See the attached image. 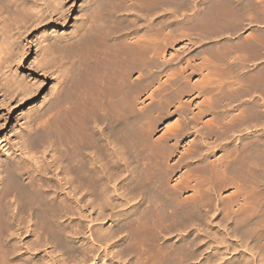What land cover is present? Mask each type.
Segmentation results:
<instances>
[{
  "label": "bare ground",
  "instance_id": "6f19581e",
  "mask_svg": "<svg viewBox=\"0 0 264 264\" xmlns=\"http://www.w3.org/2000/svg\"><path fill=\"white\" fill-rule=\"evenodd\" d=\"M97 1L100 4L99 0L90 3L87 12L91 14L78 30L63 36L60 43L48 41L50 47L38 62L48 65L45 59L51 57L64 64L72 53L79 55L89 49L97 54V62L102 59V68H95L101 73L94 76V83L90 75L83 76L82 83L72 84L68 97L59 96L55 108L64 107L56 109L58 116L53 114L43 128L44 136L59 149L52 163L62 176L38 158L34 167L25 165L26 160L24 165L18 161L22 165L13 162V171H8L10 176L12 173L5 186L8 193L0 190V264H264V0H103L104 6L98 4L99 14ZM59 4V0H0V72L14 54L13 29L30 19L36 24L49 9L60 10ZM122 13L130 15L137 26H145L140 36L127 38L132 30ZM181 36H188L187 42L174 48L171 43ZM79 67L77 74L82 76ZM135 68L141 70L142 82L135 80L137 76L132 79ZM166 68L169 78L163 84L164 103L156 97L157 105L149 104L140 111L139 88L152 85L158 72ZM7 71L1 73L8 75ZM194 74L198 78L192 80ZM4 78L10 87L12 75ZM18 87L29 89L25 83H16L15 89ZM184 94L194 96L182 103L177 99ZM245 95L250 96L249 102H243ZM254 97L258 100L253 101ZM196 98L201 100L195 102L194 111L190 106ZM171 101L177 102L176 113L186 115L184 127L175 122L171 131L183 135L187 128L199 126L190 127L189 122L211 114L205 122L203 119L206 130L200 132V138L218 140L215 147L222 150L198 169V195L195 189L190 197H182L183 186H168L166 165L161 161L166 153L160 148L163 146L156 152L149 145L155 152L146 155L136 150L134 158H147L143 167L110 186L131 164L128 147L143 143L135 137L141 119L154 117L157 110L159 116L165 115L169 112L165 102ZM237 101L244 107L232 113ZM98 113L108 125L106 135L95 132ZM203 141L193 142L191 152L205 148L207 142ZM107 145L112 149L106 153L114 172L105 175ZM32 153L30 160L35 156ZM42 173L48 177L42 179ZM227 187L231 191L221 198L217 192ZM88 205L98 209L95 216L83 212ZM121 205L128 208L121 213L105 212ZM215 213L220 217L214 222ZM106 218L113 225L105 230L100 226L92 231L93 226L85 223ZM194 230L202 234H193ZM174 232L175 241L169 240Z\"/></svg>",
  "mask_w": 264,
  "mask_h": 264
},
{
  "label": "rangeland",
  "instance_id": "374dc122",
  "mask_svg": "<svg viewBox=\"0 0 264 264\" xmlns=\"http://www.w3.org/2000/svg\"><path fill=\"white\" fill-rule=\"evenodd\" d=\"M92 1L93 0H59L60 4H59L58 9H60V10H58V11L59 12L63 11V14L61 16L59 15L58 11L53 12L51 9H49L48 11L44 12V14L41 16V18H39L40 22L36 21V24H35V21L30 19L26 22L25 26L19 27V29L14 28L13 29L14 31L12 30L13 32H11V36H13V37L10 36L12 39L9 38V40L11 39V41L13 43L11 41H9V42L12 43L13 45L14 44L16 45V46H14V49H13L14 54L11 56L10 60H8V62H9L7 64V68H8L7 74L8 75L1 73L4 70L6 71L7 68H3L2 71L0 72V190H2L1 193H6V192L8 193V191L6 190L7 188H5V186L7 185V183L12 178V173L10 176V172L13 171L11 168L13 162L17 163L19 161V162H22V164H23L26 160L27 163L25 162V165L31 164V166L34 167L35 166L34 162L38 158L37 160L38 161L40 160L39 162L42 161V162H44L45 165L47 163L50 166V168L51 167L53 168L54 173H60L59 177L62 176L61 172H59L60 168H55L56 163L54 165L52 163V161H53L52 159H54L58 156L57 152L59 153V149L57 148V145L53 144V146H52V142H51L52 139H51V141H49V139L44 136V132L46 131V129H43V128H45L44 126H46L47 122L51 121V116L53 117V114H54L55 118L58 116V114L60 112H57L58 114H56L57 115L56 116L55 115L56 109H58L57 111H61L60 108L64 107V106H62V107L59 106L60 108H58V107L55 108V105H56L57 101L59 100V96L61 98H62V96L64 98H65V96L68 97V93L70 94L73 86L76 85L77 83H78L77 85H79L80 82L82 83L83 76L88 77L90 75L89 77L93 78V81H92L93 83H94V81H97L96 78L94 80V76L97 77V75H99L101 73V72L98 73L99 71L97 72L96 70L99 69V67H100L99 63H102L101 62L102 59L100 60V58H99L98 62H97V58H98L97 54L93 53V52L91 53L88 49L87 50L88 52H85L83 54L79 53V55L82 54V55H80L81 57L77 53H72L73 55L69 56L64 64H60L58 57H57L58 59H55V61L54 60L52 61L50 59L51 57H49L50 60L47 59L48 58L47 57L45 60L49 62L48 65H44V66L41 65L40 66V65H38V62L43 61L42 58L45 56L46 52L48 51L46 49L48 47H50L49 43H48L49 40H55L56 42H59V43L62 42L63 36L70 35V34L74 33L76 30H78L77 28H79L83 23L86 22V20H88L87 19V18H89L88 14H91V13L87 12V11L89 10L90 3ZM52 2L54 3V1H52ZM56 2H57V0H56ZM99 2L101 5L104 6L103 0H101V1L99 0ZM96 4L97 5L95 7H97L96 9L98 11L96 9H95V11L98 13V12H100L99 8H101V7H99L100 4L98 3V1L96 2ZM98 4H99V6H98ZM133 5L134 4H132L130 6L132 7ZM130 6H129V8H131ZM60 7H62V8H60ZM133 7L136 8V6H133ZM96 12H95L94 16H98L99 13L96 14ZM121 16H122L121 18L128 25L131 26L129 31L130 30L133 31L134 29H135L134 31H137V32H135L136 34L134 33V31L130 32L131 35L128 33L127 38H130V36L131 37L140 36V34L143 33L142 31H144V29H145V26H143V24L137 26L136 23L134 24V22H136V21L132 22L130 15H127L125 13L124 14L122 13ZM127 16H128V18H127ZM132 16L134 17L133 14L131 15V17ZM133 27H134V29H133ZM187 39H188V36L187 37L181 36V37L176 38V40H174L171 44H172V46H174V48H179L185 42H187ZM59 40H61V41H59ZM91 51H93V49H91ZM68 52H69V49H68ZM70 52H71V50H70ZM163 55H165V54H163ZM167 55H169V54H167ZM167 55H166V57H167ZM184 55H185V58L188 57V55H186L185 53H184ZM85 57L88 59H86ZM166 57H165V59H166ZM83 58H85V59H83ZM168 58L169 57H167V59ZM63 65H65L67 67L65 68V66H63ZM77 67H79V70L81 68V71L82 70L84 71V72H82V76L77 74V70H76ZM250 67L251 66L248 64L247 68L249 69ZM73 68H74V70H73ZM95 68H96V70H95ZM100 68H102V66ZM68 69H70V70H68ZM86 73H88V74H86ZM140 73H141V70L139 68H135L134 72L131 73L132 79H135L137 76L138 78H136L135 80H141L143 75ZM137 74L138 75L140 74L139 75L140 77ZM10 75H12L14 82H13V84L10 85V87H8L9 88L8 89L6 87L5 82H4V80H5L4 77L10 76ZM168 78H169V69L166 68L163 71L158 72V75L155 78L156 81H153L152 85H150L149 87L148 86L145 87L146 89L142 86L145 89L144 91H143L142 87L139 88L140 94H139V100H138L137 108L139 107L138 109H140V111L144 110L145 107L151 106V104H152V106H153V104L157 105V102H159V101L164 103V101H163L164 99L161 100V95L163 96V94H164V96H165V94H166L165 93L166 89H164L163 87H164ZM191 78H192V80H195L196 78H198V75L194 74ZM141 82H142V80H141ZM159 82H161V83H159ZM16 83L19 85H22L25 83L28 85L29 89L27 91H23L19 87L15 89ZM72 84H73V86H72ZM154 86H155V88H154ZM157 86H159V87H157ZM69 87H70V90H69ZM149 93L150 94L154 93V94H151V97L149 98V96H148V95H150ZM157 93H161V94L159 95ZM154 95H156V96H154ZM193 96H191V97H193ZM245 96L247 98L242 96L244 98L243 102H245L246 100H247L246 102H249L250 96H247V95H245ZM156 97H157V99L159 98L160 100L158 101L156 99ZM191 97H188V94H184L181 96V98L179 97L177 100H180L182 103H188V100H190ZM242 97H241V100H242ZM255 98L256 97L253 98L254 99L253 101H256L257 98L256 99ZM198 99L201 100V98H198ZM198 99L197 100L194 99V101L192 102V105L190 106V108L193 109L194 111L196 109L194 107V104L196 101H199ZM167 103L168 102H165L164 107H166L165 109H168L169 112L171 111L170 113L164 112L165 113V115H164V114H162L163 113L162 112L161 113L162 115L160 114V116H162V117H160L159 113L157 112L158 110H157L156 112L158 114L155 112L154 117L152 116V118H150V119L148 117L149 120L147 118L145 119L147 122L144 120V118L141 119L142 122L140 121V123H139L140 125H138L140 127V129H139V127L137 128V130H139L137 132H139V134L140 133L141 134L139 135L138 133H136L135 137L137 139H139V141L141 139V142H143V143H139L140 145H137L135 147L133 146L134 149L132 146H131V148L128 147L129 151L127 150L126 155L129 156V159H132L133 161L131 160V164L129 163L130 166H128L127 170L122 171L118 180H116L115 182L112 181L109 183L110 186H113V184L116 185L117 183H119L121 181V179H123L126 176V174L130 178V176L132 174H134L139 169H141V167H143V165H144L143 162L145 163L147 161V158L146 157H145L146 159L140 158L138 160V159L134 158L135 154L139 151L141 152V150H142V153H139V154H142V155L149 154L152 150V147H153L154 150L157 149L156 152L160 151V150H158L160 148H161V150L163 149L162 150L163 152L164 151L166 152L165 154H163V157H162L163 160H161V161L163 162L164 167L166 165L167 173L165 176V180L167 182L166 181L165 182L168 184V186L169 185H170V187H172V186L175 187L176 185H181V187L183 186L182 188H184V189L181 188V190H180L182 197L183 196L184 197H190L191 195H193L195 193V192L193 193V191L195 189H196L195 190L196 193L198 192V190H197L198 187L196 188V186L199 184L198 182L201 179L200 174L198 172V169L200 168V166L202 164H204L203 161L207 162L208 159L214 160L222 152V150L218 149L219 145H218V147H215V144L218 140L213 142V140H214L213 138H212L213 140H210V138H208V137H206L205 139L200 138V136H201L200 132L201 131L205 132V130H206L205 126H203V124H202L203 119L205 122V119L207 120L208 118H210L211 114H208V113L204 114L200 118V120H198L197 122H189L190 127L195 126L197 124L199 126H195V127H193V129L187 128L188 131L186 130L187 132H184L183 135L182 134L177 135L176 133H174V131H171V127L173 128V126H175L174 124H177L175 122H178L179 124H177V125H180V128H181V126L183 124H185L186 115H185V113H181V112L176 113V111L174 110L176 108H174V107L176 106L177 102L171 101L170 104H167ZM236 103H238V105H235L236 108H235V110L232 111V113H234L235 111H236V113H238V110H240L242 107H244V106H242V105H244V103L242 104L241 101H237ZM147 105H149V106H147ZM167 106H168V108H167ZM239 106H240V108H239ZM64 109H66V108H64ZM64 109H62V111H64ZM100 113H98V115L96 114L97 115L96 118H98V120H100V121L98 122L99 123L98 126H95L94 129H95L96 133L100 130V131L105 132L104 135H106V132L108 131V125L106 126V124H105L106 120L103 118L104 112H102L103 115ZM48 114H50V115H48ZM99 114L102 115L103 117L100 116ZM54 119H53V121H54ZM49 124L50 123H48V125ZM48 127H50V126H47L46 128H48ZM183 127H184V125H183ZM177 128H178V126H177ZM197 128H198V130L199 129L200 130L198 131ZM196 130L199 132V134H198V132L197 133L195 132ZM172 132L174 133V135ZM169 134H171L170 137H169ZM138 135L141 136V138ZM142 137L144 138V140ZM42 138L46 139L48 141L45 142L46 140H43ZM145 138H147V139H145ZM105 139L106 138L104 137V142H105ZM201 140H205V141H203L205 143L207 142L206 144L204 143L206 147L205 148L204 147L198 148V152L197 151L191 152V151H193L192 150L193 149L192 143L193 142H200ZM157 141H160L161 143H159ZM145 142H146V144H145ZM41 143L44 145H42ZM152 143L153 144L155 143L154 144L155 146H153ZM187 143H188V145H187ZM48 144H51V145H48ZM156 144H158V145L156 146ZM144 145H146V146H144ZM149 145H152V147ZM213 145H214V147H213ZM107 146L108 147H106L104 149V155H105L104 156V164H105L104 165V171H105V175H106V173H113L114 172V170H113L114 167L111 165V163L108 162L109 155H107V153H106L112 149L110 148V145H107ZM158 146L159 147L163 146L165 148H162V147L159 148ZM229 146L232 147L233 145L229 144ZM142 147H143V149H142ZM154 147H158V148H154ZM209 147H210V149H209ZM36 148L38 150H36ZM54 148H57V149H54ZM146 148L148 151L146 150ZM207 148H208V150L206 151ZM29 149L31 151H28ZM204 149H205V152H204ZM136 150H137V152H136ZM154 150H152L153 153L155 152ZM31 152H33L32 156L33 155H35V156H33V159L30 160L29 156H31ZM168 152H169V154H168ZM190 152L192 153V155H188V154H191ZM202 156H204V158L205 159L207 158V159L203 160ZM130 157H133V158H130ZM147 157H149V156H147ZM144 159L146 161H144ZM137 160H138V162H137ZM201 161H202V163H201ZM50 162L52 165L49 164ZM129 162H130V160H129ZM106 163H108V164H106ZM22 164H20V165H22ZM108 165H109V167H108ZM106 168H107V170H106ZM36 170L38 171V169H36ZM8 171H10V172H8ZM124 172H126V173H124ZM130 172H132V173H130ZM44 173H47V172H44ZM44 173H42V174L44 175ZM35 174L37 175V172H35ZM42 174H41L42 179H45L46 177H48V174H45L44 176ZM122 174H124V175H122ZM185 175H188V176H185ZM194 177H196V178L198 177L200 179H198V178L196 179ZM9 178H10V180L7 181V179H9ZM184 181H185V183H184ZM193 181H194V183H193ZM133 182L134 181H132V183ZM193 185L195 188H193ZM231 188L232 187L220 189L219 190L220 192L218 191L217 193L218 194L220 193L221 195H219V196L222 198V197L226 196L224 194H227V192L231 191ZM4 190H6V192ZM120 190H121V188L120 189L117 188L118 192H120ZM196 195H198V193ZM11 196L12 195H10V197ZM77 196L80 197V194L78 193ZM137 199H138V197H137ZM10 200H12V197H11V199H9V201H8L9 203H10ZM80 203L84 204V201L81 200ZM126 208H128L127 205H125V206L121 205L119 207L116 206L113 211L111 209H107L105 212L109 213V211L110 212L115 211L117 213L118 211H120L118 213H121ZM83 210H84L83 212L85 214L90 213L89 215L92 217L95 216V214H97V211H98L97 208L93 209V206H91V205L86 206V208H83ZM216 215L217 214L215 213L214 219H213L214 222L217 220V218L220 217V216H218L216 218L215 217ZM94 221L85 222V223H87V225L89 227L93 226L91 228L92 231H95L98 227L100 228V226L102 227V230H105V228H108V226L111 227V225H113L111 223V220H108V218L103 219V220L102 219L96 220L95 222ZM214 224L216 225V223H214ZM214 224L212 223V225H214ZM199 228H202V226L199 225ZM194 231H193L194 232L193 234H196V231H197V234L198 233L202 234V231L201 232H199L198 230H194ZM175 235H176L175 232H174V234L170 235L172 237L169 236L168 237L169 240L175 241V239L177 237V235L176 236ZM211 245H213V243H211ZM243 249L244 248H242V250ZM207 251H209V250H207ZM115 264H117V262H115ZM119 264H121V263H119ZM122 264H124V262H122Z\"/></svg>",
  "mask_w": 264,
  "mask_h": 264
}]
</instances>
